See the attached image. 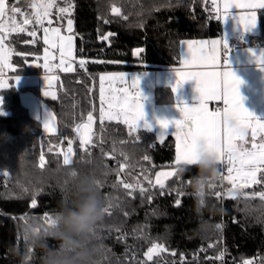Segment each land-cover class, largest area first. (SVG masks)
Instances as JSON below:
<instances>
[{"label": "trees", "instance_id": "1", "mask_svg": "<svg viewBox=\"0 0 264 264\" xmlns=\"http://www.w3.org/2000/svg\"><path fill=\"white\" fill-rule=\"evenodd\" d=\"M7 1L9 8L25 10L34 0ZM61 1L74 5L78 61L74 72L60 74L58 96L48 99L58 131L46 133L22 102L21 90L33 86L11 84L0 91L4 109L0 115V264H45L46 249L28 244L24 224L54 218L61 200L70 194L73 173L95 178L107 209L89 234L90 246L97 249L95 264H223L224 252L226 264H264V199L260 196L264 167L259 183L220 202V162L217 173L208 177L201 201L208 207L200 212L192 187L199 170L189 166L178 173L173 135L159 138L154 129L133 130L124 119L102 118L103 101L114 96L104 90L100 73L178 64L182 39L220 35L210 2ZM260 26L254 41L264 45V11ZM12 35L7 41L13 49V72H32L35 68L27 61L43 53L44 42L37 36L32 41L25 32ZM136 48H143L138 58ZM81 60L87 71L80 68ZM102 89L108 92L103 99ZM89 115L92 139L83 149L77 129L88 122ZM69 146L72 162L65 165L63 156ZM166 168L175 169V174L161 188L155 176ZM124 184L133 188L126 189ZM46 244L47 249L58 247L52 238ZM154 244L164 257L149 261L147 253Z\"/></svg>", "mask_w": 264, "mask_h": 264}, {"label": "crops", "instance_id": "2", "mask_svg": "<svg viewBox=\"0 0 264 264\" xmlns=\"http://www.w3.org/2000/svg\"><path fill=\"white\" fill-rule=\"evenodd\" d=\"M210 2L212 7L218 9L221 8L223 11V18L220 22L221 33L219 36L214 37H205V38H186L180 41V56L178 64L172 67H163L158 69H146V68H134L130 70H117V71H106L101 74L105 75L103 80L104 89L106 91H110L113 93L114 91H119V93L124 88H130L132 90V94H128L127 96L133 100L135 105H139V101L143 102L144 100L150 99L152 100V112L156 116V119H167L174 120L180 119V113L176 108L177 99L183 100L185 103L198 106V101L196 100L197 93L195 92V82L194 81H186L184 85L176 92L173 93L171 85L174 83L176 77L175 74L177 72L184 74L188 72H203V73H222L225 70V65L223 63L225 59V50L223 48L222 38L226 39L228 37L229 43L234 45L232 48L233 54L228 56V60L230 62V66L232 71L236 73L238 77L243 81L240 86V93L243 97L244 106L253 113V110H259L257 113H262L264 108V72L259 70L261 65L256 64L253 57L249 55V49L257 52V56H259L260 52L263 51V45L258 44L254 41V38L258 36L261 32L260 26V15L264 9L259 7L249 8L245 5L253 2V0H207ZM258 2V0H257ZM228 5L227 9L225 5ZM4 12L0 15V37L3 38V51L6 54V59L0 63V91L9 87L11 84H15L17 87L24 86H33L34 88L31 91H35L38 96H41L43 93L44 87V79L49 78L52 84H55L56 78L59 80L60 71H55L56 75L51 74L52 71L49 66L44 65L42 60V56H36L29 58V61L38 60V64L31 65L35 69L32 72L28 73H14V65L12 63L13 49L8 43L6 26L9 23L6 21L7 14L10 11L9 3L7 0H4ZM256 14L257 25L254 27V31H243L245 23L249 22V18L252 13ZM229 14L231 16L229 17ZM227 18V19H225ZM9 28V27H7ZM239 33V38L242 43L236 42L233 38V33ZM245 34L247 37H244ZM253 37V38H251ZM221 41V44L217 46L218 55L214 59L213 54V41ZM239 44V45H238ZM249 44V45H247ZM191 45V47H189ZM136 73L141 77L143 76L146 81V86L149 90V94L147 96H143L144 100L141 97L140 91L136 85L132 82V76L130 74ZM110 74H116L117 76L111 77ZM26 77L30 75H35L39 79V83L34 81L35 83L26 82ZM19 77V82L16 83V77ZM25 80V81H23ZM42 84V85H41ZM124 85V86H121ZM206 87H212L211 78H207L205 80ZM216 87L221 89V92L217 94L215 98H209L206 102V106L208 111L214 114H220L221 119H223L224 112L232 107V104L225 103V96L222 92V81H216ZM30 90H21V99L22 93ZM134 91H138V95H134ZM1 98L2 94L0 93ZM149 97V98H148ZM162 98L161 100H159ZM128 99V98H127ZM158 99V101H156ZM122 100V96H119L117 99V103L120 105V101ZM23 102V101H22ZM39 111H37L33 102L29 105L28 109L31 115L42 123L43 129L45 131L44 122V107L40 97L36 101ZM223 103V109H217V107ZM3 113V112H2ZM254 114V113H253ZM255 115V114H254ZM258 117V116H257ZM259 118V117H258ZM250 127L246 130L244 140H235L234 143L242 148L247 150H252V144L255 143L257 145L264 144V131L260 130L255 119L249 120ZM256 129L255 140H253V129ZM159 138H165L167 135H173L176 139V157H177V143L180 141L182 143L184 134L179 132L174 126L169 125L167 129H161L159 125H155L153 128ZM222 135H223V126H222ZM179 137V138H178ZM237 163V162H236ZM237 166L235 168L239 167ZM264 165H260V170L257 171L256 176L258 179L259 172L262 170ZM249 168L245 167L242 170H235L232 173V177L235 180L242 181L244 179L242 172L248 171ZM228 188H230V183L227 180ZM249 186V185H248ZM245 187H243L244 189ZM228 191V190H227ZM230 196V195H229Z\"/></svg>", "mask_w": 264, "mask_h": 264}, {"label": "snow or ice", "instance_id": "3", "mask_svg": "<svg viewBox=\"0 0 264 264\" xmlns=\"http://www.w3.org/2000/svg\"><path fill=\"white\" fill-rule=\"evenodd\" d=\"M51 3L40 4L38 7L43 8V16L48 15V9L51 8ZM249 8L259 7L264 9V0H253V2L245 5ZM228 5H225L227 9ZM4 0H0V15L4 12ZM18 11V9H14ZM61 12H66L67 9H60ZM227 19V18H225ZM36 22L42 23V17L40 12H37ZM25 24H28L29 21L25 20ZM51 23V21H49ZM257 18L256 14L253 12L249 18V22L245 23L243 31H250L252 28L256 27ZM68 27L71 30L72 20H68ZM24 31L23 28L19 29ZM45 39L44 43L48 44V29L45 30ZM54 35H56L60 41L61 47V56L65 55V49H67L68 56H71V44L72 37H63L59 36V29H52ZM30 36L35 37L36 32L32 31L29 33ZM107 39V37H104ZM223 48L225 50V59L223 61L225 65V70L222 73L212 72V73H203V72H188L181 74L177 72L175 74L174 83L171 85L173 93H176L186 81L195 82V92L197 93L196 100L199 102L198 106H192L185 103L183 100L177 99L176 108L180 113V119L167 120V119H158L156 124L159 125L161 129H167L169 125L174 126L179 132L184 134L183 141L177 148V157L176 161L178 164L184 163L191 165L195 163L201 150L214 152L217 156L218 164L221 162L225 154H227L229 163H234L236 160L240 161L241 166L247 165L249 170L242 172V175L245 179V183L241 187H247L249 184H257L256 173L260 170L259 166L264 165V144L257 145L252 144V150L242 149L238 147L234 141L244 140L246 130L251 126L249 123L250 119H255L257 121L258 127L260 130L264 131V120H261L255 116L251 111H249L243 104V97L240 93V86L243 81L232 71L228 56L230 53V48L226 39L222 38ZM221 44V41H213V54L214 59L218 55L217 46ZM191 47V45H189ZM249 55L253 57L256 64L261 65L259 70L264 72V52H260L257 56V52L249 49ZM6 59V54L3 51V38L0 37V63ZM61 64H65L64 59L61 60ZM83 64V61H81ZM65 71H72L71 66H66ZM211 78L212 87H206L205 80ZM16 83L19 82V77L16 78ZM136 86L140 89V81L138 78H134ZM222 81V92L225 96V103L232 104L233 106L227 109L223 114V119H221L220 114H214L208 111L206 102L209 98H215L221 89L216 87L217 80ZM103 80V77L101 78ZM103 92V89H102ZM141 97L144 100V97L140 91ZM44 95H48V92H45ZM103 99V95H102ZM0 104H2V98H0ZM111 107V105H109ZM102 118L104 115V110L101 109ZM3 113L0 112V115ZM125 122L129 123V127L135 130L138 127H143L147 130H151L152 125L145 120L144 112V103L139 105H129L127 110L124 112ZM108 118H114V114L109 112ZM92 116H88V124L80 126L77 130L82 132V143L87 144L90 140L88 132L90 130ZM222 126H223V135H222ZM44 127L47 129L49 127V120L45 119ZM256 129H253V140H255ZM179 138V137H178ZM71 154L72 148L69 146L67 152L64 153L63 163L65 165L71 164ZM147 159V157H145ZM44 157L41 156V166H43ZM233 168L228 169L229 176L227 179L232 180L231 173ZM75 175V173H73ZM174 175L173 172H163L157 174L156 183L163 188L164 184L160 180L161 176L169 177ZM126 189L133 188L131 184H124ZM235 187V184H233ZM140 191L143 193L145 189L140 188ZM219 195V194H217ZM261 199H264V193L260 194ZM33 206H35V201H33ZM107 211V209H105ZM52 219H49L47 222H51ZM155 249H150L148 258L151 259V252Z\"/></svg>", "mask_w": 264, "mask_h": 264}, {"label": "rangeland", "instance_id": "4", "mask_svg": "<svg viewBox=\"0 0 264 264\" xmlns=\"http://www.w3.org/2000/svg\"><path fill=\"white\" fill-rule=\"evenodd\" d=\"M51 3V8L48 9V15L47 16H43V12L44 9L43 8H39L38 6L40 4H48ZM67 9L66 12H61L60 9ZM14 9H18V11H14ZM28 12H26V11ZM20 9L18 7H13L10 8L9 13L7 14V18L6 21L9 23L8 26H6V33H7V37H11L12 38V34L14 33H27L29 34L32 31L36 32V36L39 37L40 39H42V41L44 42L45 39V29L47 28L48 31V39H49V43L45 44L44 43V49H43V53L40 55L42 56V60L43 63H45L44 65H46V69L47 66L50 67L53 75H56L55 71H60L63 73H71L74 72L76 69V63L78 61L77 57H76V47H75V34H74V5L72 2H63L61 0H34L32 1V3H30V5L28 6L27 9ZM40 12L41 17H42V23H37L36 22V18H37V12ZM28 20L29 23L25 24L24 21ZM68 20H72V27L71 30H69L68 27ZM49 21H51V23H49ZM9 27V28H7ZM23 28L24 31H20L19 29ZM52 29H59V36H63V37H68L71 36L72 37V44H71V56H68L67 54V49H65V55L62 57L61 56V47H60V41L58 39V37L56 35L53 34ZM250 31H254V28H252ZM240 33V32H239ZM239 33H233V38L236 42H243L241 41V39L239 38ZM35 36V37H36ZM35 37L30 38L32 41ZM253 38V37H251ZM30 40V41H31ZM226 40L228 42L229 48H230V53L229 56L231 54H233V50L232 48L234 47V45H231L229 43L228 37H226ZM237 44V43H236ZM239 45V44H238ZM249 45V44H247ZM263 51H264V45H263ZM38 59V58H37ZM35 59L34 61H27L29 63V65H36L38 64V60ZM64 59L65 64H61V60ZM66 66H71V68L73 69L72 71H65L64 68ZM23 76H27V75H23ZM111 77L117 76L116 74H110ZM130 76H132V82L134 85H136L135 83V79L134 78H138L140 81V89H141V93L144 96H147L149 94V90L146 86V81L144 80L143 76L141 75V77H139V75H137L136 73L134 74H130ZM100 77L103 79L105 78L104 74H101ZM56 78V82L55 84H52V82H50L49 78H45L44 79V89H43V93L48 92V95H44L41 94V96H38L37 93H35V91H25L22 93V101L23 103L29 107V105H31V103L33 102L34 106L36 107L37 111H39L38 105H37V100L38 97H40L43 107H44V116L45 119L49 120V127L47 129H45V132L48 134H53L56 133L58 131V123H57V118L56 115L52 109V107L49 104L48 99L51 98H56L58 96V79ZM24 79H27L26 82H22V83H35L34 81H36L37 83H39V79L38 77H36L35 75H30L29 77H26ZM25 81V80H23ZM42 85V84H41ZM103 85V84H102ZM2 87V86H0ZM106 90V89H104ZM110 94V91H108ZM108 92L103 91L101 93V96L105 94H108ZM128 94H132V90L130 88H124L122 89V91L119 93V91H114L112 93L113 99L109 102L106 103V101H103V105H101L102 109L104 110V117H108V113L111 112L114 114V118L117 119H124L125 120V116H124V112L127 110L129 105H135V103L133 102L132 99H130V97H128ZM119 96H122V100L119 102L120 105L117 103V99H119ZM1 98V95H0ZM128 98V99H127ZM149 98V97H148ZM144 103V112H145V120L152 125V128L156 125V116L154 115V113L152 112V100L147 99L144 100L143 102L139 101V104H143ZM2 104H0V112H4V109L1 107ZM109 105H111V107H109ZM253 113L255 114V116H258L261 120H264V108H263V112L262 113H257L256 109L253 110ZM180 141H178L177 143V148L178 145H180ZM223 159V158H222ZM176 161V159H175ZM177 162V161H176ZM222 162V160H221ZM235 162L239 163V167L235 168ZM234 163H231L230 167L233 168V172L235 170H242L245 167H248L247 165L241 166L240 161L236 160ZM232 172V173H233ZM231 173V177L233 176ZM229 176V173L226 176ZM230 183V188H228L227 191V195H236L238 194L240 191L243 190V187H241L242 184L245 183V179H243L241 182L238 180H235L232 177V180L230 181L229 179H227ZM233 184H235V187H233ZM251 185V184H249ZM157 245V244H156ZM160 246H158V250L160 251V257L161 259L164 257L161 253L160 250ZM160 259V260H161Z\"/></svg>", "mask_w": 264, "mask_h": 264}, {"label": "clouds", "instance_id": "5", "mask_svg": "<svg viewBox=\"0 0 264 264\" xmlns=\"http://www.w3.org/2000/svg\"><path fill=\"white\" fill-rule=\"evenodd\" d=\"M217 156L214 152L201 150L195 163H181L178 173L182 174L189 166H195L199 175L193 178L192 187L196 196L197 209L203 212L207 203L205 189L210 182L208 177L217 173ZM209 211L213 209L209 208ZM105 212L95 178L91 176H73V184L67 199H62L59 210L51 222L33 223L26 221L23 234L33 248L43 247L45 264H95L97 249L90 246L89 234L93 226ZM58 241L56 249H47L46 239Z\"/></svg>", "mask_w": 264, "mask_h": 264}, {"label": "built area", "instance_id": "6", "mask_svg": "<svg viewBox=\"0 0 264 264\" xmlns=\"http://www.w3.org/2000/svg\"><path fill=\"white\" fill-rule=\"evenodd\" d=\"M211 14L214 20H217L219 23L221 22L222 18H223V11L221 8H214L211 7ZM231 16V14H229V17ZM81 61H83V64H81ZM79 63V66L82 70H86V66H85V62L84 60H81ZM124 86V85H121ZM134 95H138V91H134L133 93ZM217 109H223V103H221ZM231 163H229L228 161V157L227 154L224 155L222 162H221V168H220V172H219V178H220V187L219 190L217 192V194H219L218 198L220 202H225L226 198H227V190H228V183H227V179L226 176L228 174V169L230 168ZM235 166H237V163L235 162ZM223 227H225V224L223 222L222 224ZM222 260H223V264H226V254L225 252L222 255Z\"/></svg>", "mask_w": 264, "mask_h": 264}, {"label": "water", "instance_id": "7", "mask_svg": "<svg viewBox=\"0 0 264 264\" xmlns=\"http://www.w3.org/2000/svg\"><path fill=\"white\" fill-rule=\"evenodd\" d=\"M113 11L116 12L117 9L116 8H113ZM108 35H109V33H107L104 37H107ZM243 36L244 37H247L245 34H243ZM142 51H143V48H136L134 50V57L135 58H138L140 56V54H141ZM258 111L259 110H257V112ZM85 124H88V122H84L80 126L85 125ZM79 132H80V141H81L82 148L83 149H86L87 146H88V144H90L91 139H92V126H90V130L88 132V136L90 137V140H89V142L87 144L82 143L81 137H82L83 129L81 128V130ZM163 172H173L175 174V169H173V168H166V169H160V170H158L157 173H156V176H155V182H156V179H157V174L158 173H163ZM172 176H169V177L161 176L160 177V180L162 181V183H164L167 179L171 178ZM217 196H219V195H217ZM150 249H155V251H152L151 252V259L148 258L149 261H153L155 257L159 256L160 251L158 250V245H156V244H154ZM150 249H149V251L147 253V257L149 255Z\"/></svg>", "mask_w": 264, "mask_h": 264}]
</instances>
